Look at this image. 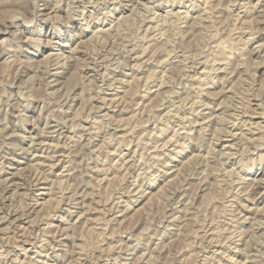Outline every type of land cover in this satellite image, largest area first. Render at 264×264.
Masks as SVG:
<instances>
[{"label": "rangeland", "instance_id": "374dc122", "mask_svg": "<svg viewBox=\"0 0 264 264\" xmlns=\"http://www.w3.org/2000/svg\"><path fill=\"white\" fill-rule=\"evenodd\" d=\"M0 129V264H264V0H0Z\"/></svg>", "mask_w": 264, "mask_h": 264}, {"label": "bare ground", "instance_id": "6f19581e", "mask_svg": "<svg viewBox=\"0 0 264 264\" xmlns=\"http://www.w3.org/2000/svg\"><path fill=\"white\" fill-rule=\"evenodd\" d=\"M10 1H12V0H10ZM96 1V0H95ZM21 3H22V1H20ZM14 3H15V1H14ZM24 3V2H23ZM9 4H10V2H9ZM12 4V3H11ZM206 5V4H205ZM19 6V5H18ZM130 6V5H129ZM211 6V5H210ZM136 7V6H135ZM256 7V6H255ZM20 8V7H19ZM131 8V7H130ZM133 8V7H132ZM85 9V8H84ZM205 9H206V7H205ZM24 10H26V9H24ZM135 10V9H134ZM257 10V9H256ZM8 11H10V10H8ZM12 11H14V10H12ZM17 11V10H16ZM19 11V10H18ZM132 11V10H131ZM206 11V10H205ZM6 12V11H5ZM185 12V11H184ZM8 13V12H7ZM10 13V12H9ZM15 13H17V12H15ZM23 13V12H22ZM206 13V12H205ZM33 14V13H32ZM24 15V14H23ZM185 15H186V13H185ZM258 15V14H257ZM16 16V15H15ZM33 16V15H32ZM53 16V15H52ZM124 16V15H123ZM128 16V15H127ZM197 16V15H196ZM29 17V16H28ZM40 17V16H39ZM54 17V16H53ZM125 17V16H124ZM259 17V16H258ZM197 18V17H196ZM200 18V17H199ZM51 19V18H50ZM121 19H122V17H121ZM128 19V18H127ZM130 19V18H129ZM128 19V20H129ZM22 20V19H21ZM151 20V19H150ZM257 21H258V19H256ZM119 21V20H118ZM124 21V20H123ZM127 21V20H126ZM143 21V20H142ZM198 21V20H197ZM196 20H195V22L192 24V25H194V28H195V26H197V24H196V22H197ZM49 22V21H48ZM250 22V21H249ZM25 23V22H24ZM119 23V22H118ZM197 23H199V22H197ZM255 23V22H254ZM262 23V22H261ZM248 25V24H247ZM28 26V25H27ZM198 27V26H197ZM200 27V26H199ZM2 32V31H1ZM101 32V31H100ZM145 32V31H144ZM145 36V35H144ZM91 37V36H90ZM94 37H95V35H94ZM251 37V36H250ZM249 37V38H250ZM27 38V37H26ZM26 40V39H25ZM90 40V39H89ZM235 40V39H234ZM233 38H230V40H227L226 42H227V44L226 45H228V46H230V45H234L233 44ZM247 40V39H246ZM225 41V40H224ZM81 42V41H80ZM65 43V42H64ZM218 43V42H217ZM216 43V44H217ZM82 45V44H81ZM219 45L221 46V48H225L226 49V45H224L223 44V41H220V43H219ZM76 46V45H75ZM262 46V45H261ZM216 47H218V45L216 46ZM74 48V47H73ZM77 48V47H76ZM219 48V49H218ZM217 49L219 50V51H221L220 50V47H218ZM230 48V47H229ZM259 48V47H258ZM262 48V47H261ZM65 50V49H64ZM76 50V49H75ZM217 50V51H218ZM223 50V49H222ZM226 50H228V48L226 49ZM77 51H79V50H77ZM57 55V54H56ZM75 55V54H74ZM47 56L49 57V55L47 54ZM51 56V55H50ZM76 58V57H75ZM103 58V57H102ZM46 59H48V58H46ZM60 59V58H59ZM53 61V60H52ZM66 61V60H65ZM105 61V60H104ZM44 62H46V61H44ZM99 62V61H98ZM75 63H76V61H75ZM61 64V63H60ZM66 64V63H65ZM244 64V63H243ZM67 65V64H66ZM76 65V64H75ZM78 66V65H77ZM60 67H62V65L60 66ZM74 67V66H73ZM87 67V66H86ZM67 68V67H66ZM82 68V67H81ZM78 69V68H77ZM84 69V68H83ZM204 70V69H203ZM203 70H201V71H203ZM75 71V70H74ZM82 71V70H81ZM221 71V70H220ZM77 72V71H76ZM18 74V73H17ZM64 77V76H63ZM204 77V76H203ZM133 78V77H132ZM239 78V77H238ZM237 78V79H238ZM203 81V80H202ZM222 81V80H221ZM226 82V81H225ZM128 83V82H127ZM130 83V82H129ZM263 83V82H262ZM58 84V83H57ZM198 84V83H197ZM234 85V84H233ZM198 87V86H197ZM205 88V87H204ZM232 88H234V87H232ZM231 88V89H232ZM199 89V88H198ZM224 89V88H223ZM127 90H129V89H127ZM207 90V89H206ZM228 91H229V89H228ZM128 92V91H127ZM222 92V91H221ZM224 92V91H223ZM210 93V92H209ZM230 93V92H229ZM215 94V93H214ZM207 95V94H206ZM216 96V95H215ZM230 96V95H229ZM123 97V96H122ZM214 97V96H213ZM225 97V96H224ZM223 97V98H224ZM184 99V98H183ZM182 99V100H183ZM189 99V98H188ZM194 99V98H193ZM220 99V98H219ZM226 99V98H225ZM256 99H258V98H256ZM104 100V99H103ZM113 100V99H112ZM186 100V99H185ZM222 100V99H221ZM221 100H220V102L219 103H221V104H223L222 106H226V105H224V103H222L221 102ZM99 101V100H98ZM248 101V100H247ZM102 102V101H101ZM114 102V101H113ZM226 102V101H225ZM122 103V102H121ZM181 103V102H180ZM191 103V102H190ZM178 105H180V104H178ZM177 105V106H178ZM219 105V104H218ZM250 105V104H249ZM192 106V105H191ZM194 106V105H193ZM192 106V107H193ZM215 106V105H214ZM220 106V105H219ZM209 107V106H208ZM212 107V106H211ZM239 107H241V106H238V108ZM248 107V106H247ZM246 107V108H247ZM108 108V107H107ZM245 108V109H246ZM254 108V107H253ZM252 108V109H253ZM263 108V107H262ZM101 109V108H100ZM236 109H237V107H236ZM236 111V110H235ZM247 111H248V109H247ZM250 111V110H249ZM253 111V110H252ZM191 112V111H190ZM259 112V111H258ZM19 113V112H18ZM166 113V112H165ZM169 113H170V111H169ZM202 113V112H201ZM253 113H255V112H253ZM263 113V112H262ZM178 114V113H177ZM245 114H247V112L245 113ZM249 114V113H248ZM251 114V113H250ZM249 114V115H250ZM261 114V113H260ZM168 115V114H167ZM263 115V114H262ZM197 116V115H196ZM251 116V115H250ZM254 116H255V114H254ZM253 116V117H254ZM257 116V115H256ZM18 117V116H17ZM183 117V116H182ZM262 117V116H261ZM49 118V117H48ZM51 118V117H50ZM180 118V117H179ZM203 118V117H202ZM211 118H212V116H211ZM214 118H215V116H214ZM190 119V118H189ZM183 120V119H182ZM195 121V120H194ZM47 122V121H46ZM58 122V121H57ZM197 122V121H196ZM179 123V122H178ZM46 124V123H45ZM63 124V123H62ZM180 124V123H179ZM183 124V123H182ZM219 124V123H218ZM258 125V124H257ZM262 125V124H261ZM60 126V125H59ZM207 126V125H206ZM249 126V125H248ZM260 126V125H259ZM215 127V126H214ZM250 127V126H249ZM253 127V126H252ZM255 128H256V126H254ZM19 128V127H18ZM48 128V127H47ZM91 128V127H90ZM223 128V127H222ZM215 129V128H214ZM219 129H221V128H219ZM218 129V130H219ZM1 130V129H0ZM52 130V129H51ZM2 131V130H1ZM53 131V130H52ZM212 131H215V130H212ZM226 131V130H225ZM249 131V130H248ZM257 131H260V130H257ZM242 132V131H241ZM252 132V131H251ZM253 132H256V131H253ZM216 133H217V131H216ZM221 133V132H220ZM219 133V134H220ZM228 133H229V131H228ZM237 133V132H236ZM244 133V132H243ZM12 134V133H11ZM41 134V133H40ZM43 134V133H42ZM59 134V133H58ZM222 134V133H221ZM223 134H225V133H223ZM234 134H235V132H234ZM233 134V135H234ZM191 135V134H190ZM41 136V135H40ZM235 136V135H234ZM233 136V137H234ZM66 137V136H65ZM220 137V136H219ZM236 137V136H235ZM239 137V136H238ZM43 138V137H42ZM216 138H217V136H216ZM246 138V137H245ZM254 138V137H253ZM64 139V138H63ZM218 139V138H217ZM221 139V138H220ZM241 139H242V137H241ZM260 139V138H259ZM10 140V139H9ZM169 140H171V139H169ZM225 140V139H224ZM254 140V139H253ZM257 140V139H256ZM255 140V141H256ZM59 141V140H58ZM217 141V140H216ZM236 141V140H235ZM246 141V140H245ZM36 142V141H35ZM174 142V141H173ZM178 142V141H177ZM250 142V141H249ZM254 142V141H253ZM40 143V142H39ZM41 143H43V142H41ZM167 143V142H166ZM169 143H170V141H169ZM195 143V142H194ZM241 143V142H240ZM251 143V142H250ZM256 143L258 144V142L256 141ZM5 144V143H4ZM30 144V143H29ZM47 144V143H46ZM164 144V143H163ZM38 145V144H37ZM52 145V144H51ZM59 145V144H58ZM177 145V144H176ZM181 145H182V143H181ZM185 145V144H184ZM240 145V144H239ZM3 146V145H2ZM54 146V145H53ZM183 146V145H182ZM223 146V145H222ZM226 146V145H225ZM242 146H244L243 144H242ZM262 146V145H261ZM1 147V146H0ZM10 147V146H9ZM202 147V146H201ZM224 147V146H223ZM222 147V148H223ZM229 147V146H228ZM245 147V146H244ZM248 146H246L245 147V149L247 148ZM253 147V146H252ZM7 148V147H6ZM57 148V147H56ZM256 148V147H255ZM258 148H260V147H258ZM257 148V149H258ZM24 149V148H23ZM184 149V148H183ZM213 149V148H212ZM215 149V148H214ZM221 149V148H220ZM249 149V148H248ZM63 150V149H62ZM227 150V149H226ZM3 151V150H2ZM199 151V150H198ZM15 152V151H14ZM182 152V150H178L177 152H176V155L175 156H178V154H180ZM225 152V151H224ZM220 153V152H219ZM228 153V152H227ZM238 153V152H237ZM37 154V153H36ZM62 154V153H61ZM221 154V153H220ZM229 154H231V152L229 153ZM33 155V154H32ZM191 155H193V154H191ZM198 155V154H197ZM196 155V156H197ZM212 155V154H211ZM233 155V154H232ZM240 155V154H239ZM196 156H195V158H196ZM199 156V155H198ZM223 156V155H222ZM244 156V155H243ZM44 157V156H43ZM46 157V156H45ZM191 156H189V158H190ZM234 157V156H233ZM214 158V157H213ZM220 158V157H219ZM128 159V158H127ZM191 159V158H190ZM193 159V158H192ZM202 159V158H201ZM224 160H225V158H223ZM229 159V158H228ZM262 159V158H261ZM31 160V159H30ZM191 161V160H190ZM220 161V160H219ZM228 161V160H227ZM223 162V161H222ZM28 163H30V162H28ZM121 163V162H120ZM124 163V162H123ZM225 163V162H224ZM38 164V163H37ZM182 164H184V162L182 163ZM39 165V164H38ZM43 165V164H42ZM45 166V165H44ZM53 166V165H52ZM226 168V167H225ZM18 169H20V168H18ZM28 169V168H27ZM35 169H36V167H35ZM176 169V168H175ZM231 169H232V167H231ZM231 169H229V171L231 170ZM30 170V169H29ZM226 170V169H225ZM224 170V171H225ZM24 171V170H23ZM99 171V170H98ZM216 171H217V169H216ZM3 172H4V169H3ZM28 172V171H27ZM37 172H38V170H37ZM231 172V171H230ZM230 172H228V173H230ZM17 173H18V171H17ZM44 173V172H43ZM42 173V174H43ZM51 173V172H50ZM107 173V172H106ZM105 173V174H106ZM16 174V173H15ZM14 174V175H15ZM100 174V173H99ZM23 175V174H22ZM26 175H29V174H26ZM229 175V174H228ZM105 176V175H104ZM22 177V176H21ZM37 177V176H36ZM38 177H41V176H38ZM37 177V178H38ZM221 177V176H220ZM239 177H240V175H239ZM20 178V177H19ZM44 178V177H43ZM42 178V179H43ZM60 178V177H59ZM248 177H246V179H247ZM3 179V178H2ZM6 179H7V177H6ZM29 179V178H28ZM46 179V178H45ZM109 179V178H108ZM111 179V178H110ZM164 179V178H163ZM216 179V178H215ZM258 179V178H257ZM259 179H261V178H259ZM3 180H5V179H3ZM8 180V179H7ZM26 180V179H25ZM241 180V179H240ZM1 181V180H0ZM36 181V180H35ZM61 181V180H60ZM256 181V180H255ZM15 182V181H14ZM103 182V181H102ZM258 182V181H257ZM261 182V181H260ZM237 183H239V182H237ZM250 183V182H249ZM1 184L2 183H0V186H1ZM52 184V183H51ZM23 185V184H22ZM252 185V184H251ZM244 186V185H243ZM52 187V186H51ZM50 187V188H51ZM217 187H219V186H217ZM5 188V187H4ZM48 188V187H47ZM256 188V187H255ZM16 189H17V187H16ZM250 189V188H249ZM3 190V189H2ZM14 191V190H13ZM54 191V190H53ZM52 192V191H51ZM15 193V192H14ZM22 193V192H21ZM50 193V192H49ZM243 193V192H242ZM245 193V192H244ZM258 195V194H257ZM256 195V196H257ZM20 196V195H19ZM84 196V195H83ZM52 197V196H51ZM88 197V196H87ZM233 197V196H232ZM53 198V197H52ZM51 198V199H52ZM1 199V198H0ZM7 199V198H6ZM49 199V198H48ZM233 199V198H232ZM13 200V199H12ZM21 200V199H20ZM3 201V200H2ZM46 201V200H45ZM20 202V201H19ZM47 202V201H46ZM47 203H49V202H47ZM50 204V203H49ZM51 205V204H50ZM83 206H85V205H83ZM88 206V205H87ZM228 206V205H227ZM243 206V205H242ZM93 207V206H92ZM0 208H2L1 206H0ZM5 208V207H4ZM26 208V207H25ZM41 208V207H40ZM57 208V207H56ZM94 208V207H93ZM128 208V207H127ZM189 208H190V206H189ZM191 208H192V205H191ZM195 208V207H194ZM194 208H192V209H194ZM254 207H252V209H253ZM42 209V208H41ZM96 209V208H95ZM125 209V208H124ZM196 209V208H195ZM23 210H26V209H24L23 208ZM85 210V209H84ZM259 210V209H258ZM17 210H15V212H16ZM37 211V210H36ZM92 211H93V209H92ZM118 211V210H117ZM248 211V210H247ZM264 211V210H263ZM12 212H14V211H12ZM83 212V211H82ZM94 212V211H93ZM254 212V211H253ZM262 212V211H261ZM27 213V212H26ZM26 213H24V215L26 214ZM90 213V212H89ZM116 213V212H115ZM118 213V212H117ZM124 213V212H123ZM264 212H262V214H263ZM9 214V213H8ZM119 214V213H118ZM21 215V214H20ZM170 215V214H169ZM176 215V214H175ZM231 215V214H230ZM257 215V214H256ZM264 215V214H263ZM23 216V215H22ZM239 216V215H238ZM253 216V215H252ZM255 216V215H254ZM3 217V216H2ZM64 217V216H63ZM234 217V216H233ZM246 217V216H245ZM112 218V217H111ZM175 218V217H174ZM186 218V217H185ZM189 218V217H188ZM228 218V217H227ZM253 218V217H252ZM263 218V217H262ZM22 219V218H21ZM64 219V218H63ZM86 219V218H85ZM88 219V218H87ZM94 219V218H93ZM125 219V218H124ZM171 219V218H170ZM179 219V218H178ZM183 219V218H182ZM254 219H255V217H254ZM82 220V219H81ZM89 220V219H88ZM187 220V219H186ZM48 221V220H47ZM86 221V220H85ZM90 221V220H89ZM91 221H93V220H91ZM170 221V220H169ZM259 221V220H258ZM35 222V221H34ZM93 222H95V221H93ZM224 222V221H223ZM252 222H253V220H252ZM225 223V222H224ZM31 224H33V223H31ZM81 224V223H80ZM119 224V223H118ZM212 224V223H211ZM253 224V223H252ZM12 225V224H11ZM34 225V224H33ZM37 225V224H36ZM228 225V224H227ZM236 225V224H235ZM72 226V225H71ZM75 226V225H74ZM182 226V225H181ZM213 226V225H212ZM253 226H254V224H253ZM252 226V227H253ZM262 227H263V225H261ZM89 227V226H88ZM91 228H92V226H90ZM251 227V228H252ZM257 227V226H256ZM32 228V227H31ZM51 228H52V226H51ZM242 228V227H241ZM2 229V228H1ZM7 229V228H6ZM23 228L21 227V230H22ZM42 229V228H41ZM46 229V228H45ZM90 229V228H89ZM231 229V228H230ZM20 230V229H19ZM38 230V229H37ZM47 230V229H46ZM68 230V229H67ZM77 230V229H76ZM200 230V229H199ZM215 230V229H214ZM234 230V229H233ZM239 230V229H238ZM247 230V229H246ZM253 230V229H252ZM7 231V230H6ZM9 231V230H8ZM61 231V230H60ZM72 231V230H71ZM205 231V230H204ZM228 231H230V230H228ZM235 231H237V230H235ZM251 231V230H250ZM2 232V231H1ZM173 232V231H172ZM252 232V231H251ZM21 233H22V231H21ZM231 233V232H230ZM229 233V234H230ZM259 233V232H258ZM37 234V233H36ZM208 234V233H207ZM233 234V233H232ZM241 234V233H240ZM264 233H262V235H263ZM16 235V234H15ZM205 235V234H204ZM252 235V234H251ZM47 236V235H46ZM51 236V235H50ZM234 236H236V235H234ZM233 236V237H234ZM253 236V235H252ZM251 236V237H252ZM264 236V235H263ZM3 237V236H2ZM72 237V236H71ZM210 237V236H209ZM248 237H249V235H248ZM251 237H250V239H251ZM262 237V236H261ZM34 238V237H33ZM64 238H66V237H64ZM257 238V237H256ZM4 239V238H3ZM12 239V238H11ZM212 239H213V237H212ZM211 239V240H212ZM249 239V241H251ZM1 240V239H0ZM6 240V239H5ZM16 240V239H15ZM236 240V239H235ZM242 240V239H241ZM253 240H255V239H253ZM19 241V240H18ZM259 242H260V240H258ZM234 242V241H233ZM247 242H248V240H247ZM254 242V241H253ZM43 243V242H42ZM244 243V242H243ZM6 244V243H5ZM236 244V243H235ZM248 244V243H247ZM261 244H262V242H261ZM32 245H33V243H32ZM76 245V244H75ZM259 245H260V243H259ZM81 246V245H80ZM79 246V247H80ZM231 246V245H230ZM16 247V246H15ZM55 247V246H54ZM53 248V247H52ZM74 248H75V246H74ZM231 248V247H230ZM234 248V247H233ZM81 250V249H80ZM7 251V250H6ZM217 251V250H216ZM256 251V250H255ZM10 252V251H9ZM77 252V251H76ZM82 252V251H81ZM242 252V251H241ZM254 252V251H253ZM70 253V252H69ZM226 253V252H225ZM224 254V253H223ZM241 254H243V253H241ZM251 254H253V253H251ZM256 254H258V253H256ZM7 255V254H6ZM244 255H246V254H244ZM228 256V255H227ZM3 257V256H2ZM24 257V256H23ZM253 257V256H252ZM261 257V256H260ZM263 257V256H262ZM232 258V257H231ZM245 260H244V262H246V258H244ZM248 260V259H247ZM253 260H255V259H253ZM22 261V260H21ZM79 261V260H78ZM231 261V260H230ZM19 262V261H18ZM32 263V262H31ZM30 263V264H31ZM104 263V262H103ZM253 263V262H252ZM33 264V263H32ZM240 264H242V263H240ZM257 264V263H256Z\"/></svg>", "mask_w": 264, "mask_h": 264}]
</instances>
